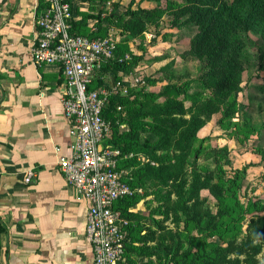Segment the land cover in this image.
Listing matches in <instances>:
<instances>
[{"label":"rangeland","instance_id":"obj_1","mask_svg":"<svg viewBox=\"0 0 264 264\" xmlns=\"http://www.w3.org/2000/svg\"><path fill=\"white\" fill-rule=\"evenodd\" d=\"M106 1L104 12L108 16L123 14L131 0ZM133 1L143 9L158 11L156 20L146 25L143 40L132 42L129 61L133 55L140 58L126 79H121V85L127 88L128 96L137 91L156 94L155 102L163 101L159 93L165 83L180 87L182 112L176 119L192 121L195 113L201 127L191 146L184 142V177L173 178L172 173L157 192L143 183L136 187L129 209L136 214L131 224L134 244L123 264H188L194 256L199 258L198 264H264V71L257 69L259 57L264 55V31L247 32L251 43L237 42L238 28L232 18L222 15L220 23L227 26L231 43L222 51L223 61L218 62L224 68L215 66L218 72L211 74L205 58L190 54L200 28L196 20L188 23L187 19L198 8L213 9L202 21L206 29L215 13L229 6V0ZM106 35L102 38L109 37ZM234 47H239L248 66L239 76L228 77L232 66L226 63ZM196 100L210 111H202ZM123 117L121 111L120 119ZM142 122L149 128V119ZM128 129L120 128L125 135ZM150 135L143 132L135 143H148ZM180 153L168 144L166 150L157 151L166 155V162ZM126 159L133 160L135 170L147 163L144 154L132 153ZM194 171L200 175L198 181ZM194 184L198 187L195 191Z\"/></svg>","mask_w":264,"mask_h":264},{"label":"crops","instance_id":"obj_2","mask_svg":"<svg viewBox=\"0 0 264 264\" xmlns=\"http://www.w3.org/2000/svg\"><path fill=\"white\" fill-rule=\"evenodd\" d=\"M69 1L73 23L91 15L85 29L93 32L103 20L117 47L118 30L104 20L106 0ZM40 6V0H0V264H92L87 204L76 199L57 163L72 144L61 104L66 82L60 66L32 62ZM29 170L34 176L26 184Z\"/></svg>","mask_w":264,"mask_h":264},{"label":"trees","instance_id":"obj_3","mask_svg":"<svg viewBox=\"0 0 264 264\" xmlns=\"http://www.w3.org/2000/svg\"><path fill=\"white\" fill-rule=\"evenodd\" d=\"M40 1L41 6L38 8V11H42L48 5V0ZM134 5H136V9H133ZM225 6L223 10H218V13H215V17L211 20V24L206 29H204L202 21L206 16H209V13L214 11L213 9L207 10L202 7L198 8L197 11L187 19V21L189 20L188 23L191 20H196V24L200 28L196 33L190 54L194 57L205 58L203 60L206 65L210 66L211 74L218 72L216 67L224 68L220 66L218 62L223 61L224 55L222 51L223 49H229V44L231 43L227 26L221 25L220 23V17L222 15L226 14L232 18L231 22L235 26V29L238 28L236 30L237 34H239V39L236 40L237 42L242 40L244 43H251L247 37V32H252L258 28L264 31V0H229V6ZM189 9L190 7L179 13L181 14ZM157 11V9H143L139 3L131 0L126 6V11L123 14L110 13L105 17L104 20H107L110 26L118 30L121 40L116 47L113 57L101 65L96 78L89 87L90 90L109 88L116 84V82H121L118 73L129 72L134 62L138 61L140 58V56L138 57L136 55L132 56L135 58H131V61L125 58L126 54H130L128 42L143 40L145 27L156 20H154V16ZM98 13L100 15L102 11L99 10ZM90 18L94 17L84 14L80 21L74 23L71 21L72 32L91 38H102V35H106L108 28L107 26H102L103 20L98 19L96 31L90 32L88 29H85L86 20ZM238 48L239 47L233 48L232 56L229 62L226 63V65L229 64V66H232L228 77L232 74L239 76L240 72L248 66L247 60L238 52ZM257 69L264 71V55L259 57ZM152 82L156 81H150V83ZM204 83L201 84L204 85ZM179 88L180 87H175L172 84L166 85L165 83L164 88L159 93V96L163 99L162 102L152 101L153 95L156 94L145 93L144 91L130 93L127 97L114 96L110 99L104 110V118L110 122L111 137L108 138L106 145L101 143V148L106 149V146H109L107 149L111 148L120 151L121 154L117 158L118 169L126 172L124 178L133 190H136V187L143 183L149 189H154L155 192H157L160 186L166 184V180H168L172 173L173 178L178 175L182 178L186 175L185 162L187 161V155L183 154L185 152L184 142L191 146L201 125L195 113H192V121L176 119V114L182 112V105L178 100L180 95ZM151 101L153 103L152 105L150 103ZM196 102L198 103V107L203 106L202 111H210L209 106H204V104L197 100ZM118 107L125 113V117H123L122 120L120 119L121 111L117 110ZM143 119H149V128H146L145 123L142 122ZM121 124H125L129 128L128 134L125 135V131L120 130L119 126ZM130 131L131 133H129ZM146 131H149V134L151 133V135L147 137V141L149 142L146 143V140H144L140 145H138L137 142L135 143V140ZM158 137H160L159 142L151 147V143ZM166 144L174 146L182 152L176 156L175 159H172L173 161L171 162H166V155L160 156L157 154L158 150H166ZM132 153L135 155L144 154L147 158V163L142 164L140 168L135 170L132 163L133 160L124 158V156L128 157V155ZM124 159H126V161ZM194 174V178H196L195 181H198L200 178L199 173L194 171ZM197 188L198 187L194 184L193 190L195 191ZM135 194L136 191L132 195ZM132 195L118 200L114 206L129 223L127 227L128 242L125 249V256L128 253L129 247L134 244V230L131 224L132 221L135 220L136 214L129 210L132 206L130 202V199L133 197ZM192 196L193 195H190L189 197ZM196 211L198 213L201 212L200 205L196 207ZM190 260H192L193 263L190 261L188 264H198L199 262V258L195 256ZM215 261H218L217 263L220 262L218 258L215 259ZM120 264H123V261Z\"/></svg>","mask_w":264,"mask_h":264},{"label":"built area","instance_id":"obj_4","mask_svg":"<svg viewBox=\"0 0 264 264\" xmlns=\"http://www.w3.org/2000/svg\"><path fill=\"white\" fill-rule=\"evenodd\" d=\"M72 7L69 0H48L36 17L32 62L58 65L65 79L61 98L63 116L69 124L72 144L69 153L58 157V167L74 187L76 199L87 204L86 238L92 250V264H120L128 242V220L114 206L133 194L118 169L119 153L102 149L111 130L104 110L114 96H120L121 82L98 90L89 87L101 65L116 50L109 37L91 38L72 32ZM117 110H121L120 107ZM26 173L24 182L32 181Z\"/></svg>","mask_w":264,"mask_h":264}]
</instances>
